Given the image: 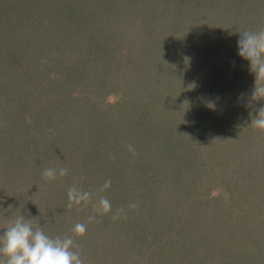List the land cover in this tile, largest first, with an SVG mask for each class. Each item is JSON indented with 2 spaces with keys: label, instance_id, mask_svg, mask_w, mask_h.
<instances>
[{
  "label": "rangeland",
  "instance_id": "rangeland-1",
  "mask_svg": "<svg viewBox=\"0 0 264 264\" xmlns=\"http://www.w3.org/2000/svg\"><path fill=\"white\" fill-rule=\"evenodd\" d=\"M185 1L193 18L205 9L195 27L167 0L0 4V233L22 214L53 237L85 223L74 237L85 264H264V131L250 126L264 100L248 106L255 76L237 38L222 40L229 28H264V0H238L232 17L217 0ZM172 37L184 54L160 57ZM70 90L82 109L66 106ZM67 116L80 124L68 139L87 156L46 181L49 157L64 164L50 131L64 140ZM73 184L92 201L68 209ZM100 195L107 215L93 209Z\"/></svg>",
  "mask_w": 264,
  "mask_h": 264
},
{
  "label": "clouds",
  "instance_id": "clouds-1",
  "mask_svg": "<svg viewBox=\"0 0 264 264\" xmlns=\"http://www.w3.org/2000/svg\"><path fill=\"white\" fill-rule=\"evenodd\" d=\"M240 34L238 55L249 62V70L255 76L254 88L248 98V106L251 107L253 102L264 100V28ZM239 99L243 100V94ZM255 111L257 114L252 116L250 126L264 131V106ZM68 172L66 167H49L43 170L42 176L46 181H55L68 175ZM110 187L111 181L106 180L100 191H106ZM67 198V207L71 209L74 205L90 203L93 193L73 184L67 190ZM93 209L98 214L107 215L111 212L112 205L106 196L100 195ZM115 218L114 216L113 219ZM36 219H29L21 214L6 224V231L0 233V264H85L74 239L86 234L85 223H76L71 229L73 235L53 237L42 226L34 223Z\"/></svg>",
  "mask_w": 264,
  "mask_h": 264
},
{
  "label": "trees",
  "instance_id": "trees-1",
  "mask_svg": "<svg viewBox=\"0 0 264 264\" xmlns=\"http://www.w3.org/2000/svg\"><path fill=\"white\" fill-rule=\"evenodd\" d=\"M6 1L7 0H0V4H3V2H6ZM11 1H13L12 3H15L16 2L17 5L18 4H21L19 2V0H11ZM132 3L134 5H136L137 9H139L140 12H143L144 11V10L143 11L141 10V5L143 6V4H138L135 1H133ZM203 5H204L205 8H207L206 7L207 4L206 5L203 4ZM237 5H239V1L238 0H217V6L220 7L221 9H225V10H221V12H224L222 14H224L226 17H232V15L229 13L230 12L229 9H232V8L236 7ZM164 7H170L174 12H177L179 14V17L178 18L180 19V21H181L182 24L186 23L187 25L194 26V27L197 25V23L195 24V22L198 20L197 17L193 18L192 16H190L189 13L194 12V13H197L198 14V11H196V10H190L189 9V5H188V2H186L185 0H172V1L171 0H167V3L165 4ZM0 10H2V9H0ZM199 11L202 14V18L200 20H198V22H200V21L202 22V21H204V19L206 17V12H205V9L203 10V8H202V10L200 9ZM2 13H4V12H2ZM225 22H229V19H227ZM57 24L59 25V23H57ZM57 24H54L53 27H56ZM160 25H162L161 24V20L158 23H157V20H155V24L153 26L157 29V34H158V31H159L158 28L160 27ZM64 27H65V29L67 28L66 25ZM162 27H164V26L162 25ZM58 30L60 31V29H58ZM56 32L57 31H54L51 28V30L48 31V35H50L53 39L60 41L61 42L60 43V46L62 47L66 43H65L64 40H61L62 35H60V32H58V34H56ZM164 33H166V32L164 31ZM48 38L49 39H52L50 37H48ZM235 38H237V40L240 39V37L237 34L235 35V33L229 28V29L225 30L222 40L225 39L226 41L230 42V41H234ZM181 39L182 38L177 39L175 37L169 38V40H170L169 41V45L170 46L168 45L167 40H165L166 41L165 45H167V47L163 46L162 49L159 48V50H160V52L158 53L159 56L162 57L161 56L162 53L164 54L163 56L167 55V56H170V57H177L176 55L179 56L180 54L183 55L184 54V51H183V49H182V47L180 46V43H179ZM3 40L6 41V39H3ZM3 40H1V41H3ZM7 40H8V46L13 44L9 39H7ZM228 42H227V45L226 46H224L223 45V42H221L219 44L220 49H222L223 51L228 50L229 49ZM6 46H7V42H6ZM173 47L176 48V49H178V53H174L173 51H171L173 49ZM163 59L164 60H162L163 61L162 63H164L166 57L163 58ZM28 60H29V58H28ZM5 64L7 65V62H5ZM22 64H24V63H22ZM24 66H25V64H24ZM25 69L27 70V72H34V71L37 72V71L40 70L39 69V66H37V64L36 65L33 64L31 67L25 66ZM40 77H41V75L37 79H39ZM37 79H35V80H37ZM35 80L33 79V81H32L34 86H35V83H36ZM56 85H57V83H56ZM46 87H49V85H47ZM46 89L47 88H44V90H46ZM58 91L60 93L59 94L60 96L64 93L61 90L60 87H58ZM78 91L79 90H75V91L70 90L69 91V94H68L69 96L66 98V103H67L66 106L67 107H70L71 108L73 106V104H74L78 108L82 109V107H80L79 105L82 102L83 97L82 96H75V97L73 96ZM55 93H57V89L55 90ZM65 95L67 96V93ZM43 110L45 111V108H43ZM61 111L64 112V113L68 112V111H64V110H61ZM69 111L72 112V110H69ZM45 113L47 114V117L50 116V110H46ZM67 117H68V120L69 121L72 119L71 116H67ZM35 119H37L36 116H35ZM36 124H37V122H36ZM67 125H69V127ZM67 125H66V127H67L68 130L65 132V135L67 137L64 140L61 139V137L58 135V133L56 131H52V130L50 131L51 137L52 138L55 137V140H54V148L58 152V153H55V155L58 157L59 161L60 162H64V164L63 165L62 164L61 165H58L57 160L54 163L53 162V159H51L50 157L48 158V163H49V166L51 168H60V167H66V168H68L69 169L68 175H69V174L73 173L74 171L77 172L78 166H77V164H75V162H78V160L80 159V157H82L84 155L87 156V154H85L87 151L79 150L78 147H73L72 146V141H71L73 139H70V138L68 139V137L70 135H72L73 130L76 131V132H79V130H80L79 121H76V124H74V121L71 120L69 123H67ZM6 129L10 131L11 129H13V127H11V126L7 127V125H6ZM13 131H14V129H13ZM70 143H71V145H70ZM65 155H66V160L63 159V156H65ZM59 156H61V158ZM71 156H72L73 159L71 158ZM74 156L75 157H79V159L77 161H75L76 158ZM71 160H73V161H71Z\"/></svg>",
  "mask_w": 264,
  "mask_h": 264
}]
</instances>
